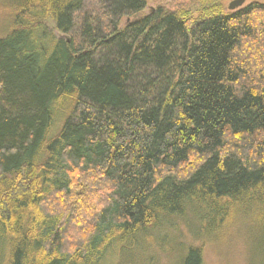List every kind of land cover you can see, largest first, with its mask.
I'll return each instance as SVG.
<instances>
[{
	"label": "trees",
	"instance_id": "obj_1",
	"mask_svg": "<svg viewBox=\"0 0 264 264\" xmlns=\"http://www.w3.org/2000/svg\"><path fill=\"white\" fill-rule=\"evenodd\" d=\"M83 1L0 0V264H109L180 225L177 264L240 228L264 264V4L102 0L125 25L56 37Z\"/></svg>",
	"mask_w": 264,
	"mask_h": 264
},
{
	"label": "rangeland",
	"instance_id": "obj_2",
	"mask_svg": "<svg viewBox=\"0 0 264 264\" xmlns=\"http://www.w3.org/2000/svg\"><path fill=\"white\" fill-rule=\"evenodd\" d=\"M232 0H147L146 6L142 13H149L157 7L171 11L184 12L186 16L192 19H197L205 14H210L213 11L226 12L227 6ZM257 2L264 4V0H246L244 6ZM4 18V19H3ZM0 19L5 20V14H0ZM86 19H93L95 21L98 33L100 36L112 30V23L118 21L122 27L128 21V17L121 16L119 18L112 14L111 8L105 1L100 0H84L80 10L73 16V27L68 33H59L51 21L46 22V26L57 37L68 38L78 41L80 36V28ZM109 55L107 50H99L95 55V59L99 62L104 61ZM142 74L135 75L132 79L130 90L139 93V89L144 87L145 83L142 81ZM148 75L154 78L153 74ZM189 229L192 235L197 233V223L189 220ZM180 225V224H179ZM163 240H157L146 250V253H141L140 250L134 251L132 254H118L108 259L109 264H144L146 255L149 261L146 264H177V256L181 251L176 247L179 242H183L184 246L189 243L190 237L185 233L183 227L180 225L177 231L169 229L164 231ZM193 237V236H192ZM257 241L253 236H249L244 229L235 231L224 242H213L211 247L203 250V260L205 264H259V259L255 256ZM145 252V251H144Z\"/></svg>",
	"mask_w": 264,
	"mask_h": 264
},
{
	"label": "water",
	"instance_id": "obj_3",
	"mask_svg": "<svg viewBox=\"0 0 264 264\" xmlns=\"http://www.w3.org/2000/svg\"><path fill=\"white\" fill-rule=\"evenodd\" d=\"M245 2H246V0H232L227 6V10L232 12V11H235L237 9H240L241 7H243ZM58 36L62 37L60 35H58Z\"/></svg>",
	"mask_w": 264,
	"mask_h": 264
},
{
	"label": "bare ground",
	"instance_id": "obj_4",
	"mask_svg": "<svg viewBox=\"0 0 264 264\" xmlns=\"http://www.w3.org/2000/svg\"><path fill=\"white\" fill-rule=\"evenodd\" d=\"M59 37V36H58Z\"/></svg>",
	"mask_w": 264,
	"mask_h": 264
}]
</instances>
